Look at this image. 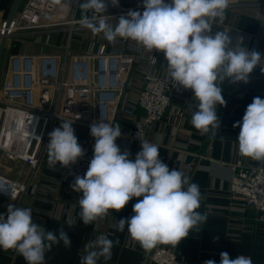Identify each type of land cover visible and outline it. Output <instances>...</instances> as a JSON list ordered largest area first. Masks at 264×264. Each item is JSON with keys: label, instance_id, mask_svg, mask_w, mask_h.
<instances>
[{"label": "clouds", "instance_id": "clouds-1", "mask_svg": "<svg viewBox=\"0 0 264 264\" xmlns=\"http://www.w3.org/2000/svg\"><path fill=\"white\" fill-rule=\"evenodd\" d=\"M74 2L82 11L79 25L94 35L102 33L110 43L117 38L128 39L149 52L164 54L172 86L190 89L194 94L195 103L189 104L188 109L192 112L191 124L201 134L211 132L215 136L220 128L217 106H226V101L217 82L248 83L249 75L261 66L258 51L234 45L232 36L224 31L213 34V23L223 22L230 0H143L142 13L129 10L118 20L104 15L108 8L105 0ZM110 3L119 6V0ZM64 4L70 7L66 0ZM261 72L264 73L262 66ZM105 119L103 108L102 119L90 126L95 138L93 158L86 173L76 175L70 185L81 194L78 204L83 224L103 219L110 210L120 211L134 197H142L133 205L134 214L118 221L117 230L123 232L127 226L130 237L145 251L158 244L177 247L191 231H200L208 217L197 211L201 206L199 185L182 171L170 170L159 158V146L147 140L140 138L141 150L134 161L130 159V152H122L116 144L121 136L120 124L113 127L104 123ZM72 125V120H64L49 133L46 148L51 168L57 163L68 167L85 155ZM233 127L240 128L239 154L264 162V99L255 97L242 121ZM6 187L0 182V190ZM67 224L72 228L76 220L69 218ZM61 241L71 247L63 227L55 232L46 230L33 221L30 208L9 204L7 217L0 214V248L14 249L27 264H45L46 252ZM116 243L100 235L85 245L87 254L81 257L80 264H97L101 257L110 260ZM220 257V264H253L251 257L244 255L230 258L227 252H221ZM204 264L216 262L209 259Z\"/></svg>", "mask_w": 264, "mask_h": 264}, {"label": "built area", "instance_id": "built-area-1", "mask_svg": "<svg viewBox=\"0 0 264 264\" xmlns=\"http://www.w3.org/2000/svg\"><path fill=\"white\" fill-rule=\"evenodd\" d=\"M66 2L70 7L65 6L64 0H24L8 28L4 19L0 21V36L5 30L7 38L24 34L33 37V42L40 46L39 53L10 56L0 80V153L8 160L27 164L32 176L49 143V133L62 121L72 120L75 131L78 127L90 129L94 122L102 119L104 108L106 119L103 122L114 127L116 110L129 117L140 109L138 127L120 125L119 138L128 143L141 142L150 125L172 106L176 90L167 75L164 55H155L156 50L146 52L128 39L117 38L110 43L102 33L94 35L78 23L82 17L79 3ZM105 2L108 8L104 15L116 20L121 15L126 16L129 10L144 11L143 0H119L118 7H113L110 0ZM237 2L264 4V0H230L227 9ZM217 23L221 22L215 21L212 27ZM50 46L60 48V53H43ZM140 61L144 64H137ZM133 69L140 79L135 97L129 96L135 87V82L128 78ZM43 85L46 89L40 93ZM189 104L194 103L186 102L178 112L192 113ZM78 143L85 155L68 167L60 165L56 184L70 187L76 175L86 173L94 149L81 140ZM188 174L189 171L185 175ZM0 182L7 185L0 190V195L10 200L12 196L17 200L26 191L34 193L40 189L36 184L30 186L31 180L11 182L0 175ZM227 195L237 200L240 208L256 210L257 220L264 222V167L237 165ZM50 202L55 204L54 200ZM148 260L151 264H193L179 258L171 245L164 244L151 249Z\"/></svg>", "mask_w": 264, "mask_h": 264}, {"label": "crops", "instance_id": "crops-1", "mask_svg": "<svg viewBox=\"0 0 264 264\" xmlns=\"http://www.w3.org/2000/svg\"><path fill=\"white\" fill-rule=\"evenodd\" d=\"M6 14L0 11V21ZM216 31L230 34L234 45L241 44L250 51H258L264 59V4L258 6L244 2L233 4L226 9L223 22L213 27V34ZM79 37L77 34L76 38ZM8 39L11 44L7 45V62L10 56L40 52V46L33 42L31 36L20 34L17 37L15 34ZM73 44L77 45L76 42ZM58 52L60 53V48L54 46L43 50L45 54ZM155 55L162 57L164 54L155 51ZM139 63L143 62L137 64ZM261 66L264 67V63ZM261 66L258 65L249 75L248 83H231L228 80L218 82V86L223 89L222 95L226 106H217L220 128L215 136L211 132L201 134L195 129L191 124L192 113L178 112V108L186 102L195 103L192 90L186 91L183 88L179 90L176 88L172 106L146 131L144 140L159 146V158L169 169H178L184 174L189 171L186 176L191 178V182L199 185L201 206L197 211L206 213L207 221L200 225V231H191L177 247H172L179 258L193 264H204L209 259L220 264L221 252H227L230 258L244 255L251 257L253 264H264V222L257 220L256 210L240 208L238 201L230 199L227 195L237 165L264 167V162L239 154L237 138L240 128L233 127L234 123L242 121L247 106L255 97L264 99V73L261 72ZM128 75V78L135 82L129 96L135 97L140 82L139 75L135 69ZM141 116L140 109H136L129 117L116 110L113 120L121 126H137ZM75 135L78 140L94 149L95 138L91 136L90 129L78 127ZM116 144L122 152L129 151V158L133 161L141 150V142L128 143L117 138ZM12 161L18 170L17 177L6 179L18 183L31 180L30 186L36 184L40 189L34 193L26 191L14 202L3 198L4 206H1L0 214L7 216L9 204L30 208L35 223L54 232L63 227L71 240V247H65L62 241L53 245L51 251L45 254V264H80L81 257L87 254L85 245L100 235H105L118 243L112 248L111 259L106 261L101 257L97 264H151L148 260L150 250L145 251L130 237L127 226L123 232L117 230L118 221L130 218L134 214L133 205L142 197H134L122 210H110L109 215L103 219L84 225L79 217L78 200L81 194L74 192L71 187L55 183L60 164L57 163L55 168L49 166L47 148L34 176L27 164L19 160ZM51 200H54L55 204H52ZM69 218L76 220L72 228L67 224ZM0 264L27 262L14 249L0 248Z\"/></svg>", "mask_w": 264, "mask_h": 264}, {"label": "water", "instance_id": "water-1", "mask_svg": "<svg viewBox=\"0 0 264 264\" xmlns=\"http://www.w3.org/2000/svg\"><path fill=\"white\" fill-rule=\"evenodd\" d=\"M24 0H0V11L6 12V17L4 18V21L6 23V28H8L12 22V20L15 18V16L18 13V9L22 5ZM7 41V31L5 30V33L0 36V79L2 74V61H3V54L6 46ZM26 79H28V76H25ZM42 90L40 93L46 89L45 85L42 86Z\"/></svg>", "mask_w": 264, "mask_h": 264}, {"label": "rangeland", "instance_id": "rangeland-1", "mask_svg": "<svg viewBox=\"0 0 264 264\" xmlns=\"http://www.w3.org/2000/svg\"><path fill=\"white\" fill-rule=\"evenodd\" d=\"M20 9V8H19ZM18 9V11H19ZM18 37V35H17ZM8 44H11V41L8 39L6 41V48L4 50V54H3V61H2V74H1V79H3V76L5 74V67H6V62H7V45ZM14 51V50H13ZM14 161H11V160H8L7 158L4 157V155L2 153H0V175L3 176L4 178H9V179H12V178H15L17 177V171L16 170L17 168L14 167ZM24 175H26V171L23 172ZM23 175L20 177L22 179ZM21 181V180H20ZM21 183V182H20ZM4 197L0 195V211L2 210V207L1 206H4L3 204V199ZM15 201V199L13 200V202ZM3 214V213H2Z\"/></svg>", "mask_w": 264, "mask_h": 264}, {"label": "bare ground", "instance_id": "bare-ground-1", "mask_svg": "<svg viewBox=\"0 0 264 264\" xmlns=\"http://www.w3.org/2000/svg\"><path fill=\"white\" fill-rule=\"evenodd\" d=\"M14 191H15V189H13ZM7 191V190H6ZM14 192H12V194H13Z\"/></svg>", "mask_w": 264, "mask_h": 264}]
</instances>
